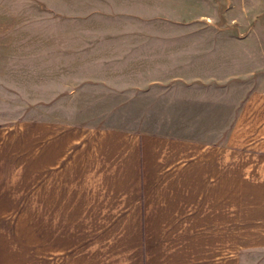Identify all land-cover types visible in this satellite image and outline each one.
<instances>
[{
	"label": "crops",
	"instance_id": "obj_1",
	"mask_svg": "<svg viewBox=\"0 0 264 264\" xmlns=\"http://www.w3.org/2000/svg\"><path fill=\"white\" fill-rule=\"evenodd\" d=\"M44 79L29 116L0 114V264H241L230 241H264V89L204 121L157 98L134 127L86 121Z\"/></svg>",
	"mask_w": 264,
	"mask_h": 264
},
{
	"label": "rangeland",
	"instance_id": "obj_2",
	"mask_svg": "<svg viewBox=\"0 0 264 264\" xmlns=\"http://www.w3.org/2000/svg\"><path fill=\"white\" fill-rule=\"evenodd\" d=\"M0 2V114L7 122L42 105L22 93L46 76L61 83L67 106L84 107L86 121L127 119L134 127L157 98L190 103L204 121L220 102L229 109L249 87L264 89V0ZM198 124V134L213 130ZM240 242L230 241V249L242 244L241 264L264 263V241Z\"/></svg>",
	"mask_w": 264,
	"mask_h": 264
}]
</instances>
